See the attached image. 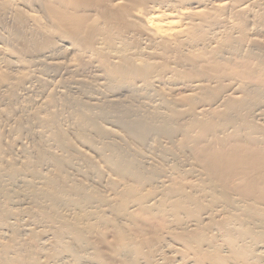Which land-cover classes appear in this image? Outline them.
<instances>
[{"label": "bare ground", "instance_id": "bare-ground-1", "mask_svg": "<svg viewBox=\"0 0 264 264\" xmlns=\"http://www.w3.org/2000/svg\"><path fill=\"white\" fill-rule=\"evenodd\" d=\"M116 263L264 264V0H0V264Z\"/></svg>", "mask_w": 264, "mask_h": 264}, {"label": "rangeland", "instance_id": "rangeland-1", "mask_svg": "<svg viewBox=\"0 0 264 264\" xmlns=\"http://www.w3.org/2000/svg\"><path fill=\"white\" fill-rule=\"evenodd\" d=\"M158 11L156 10L151 16H153L152 18H155V16L159 13V15H160V9H159V12L157 13ZM157 13V14H156ZM167 13V12H166ZM168 13H169V11H168ZM169 15V14H168ZM166 16V15H164V17L163 18H165V20L164 21H166V20H169V16ZM156 17H158V16H156ZM160 18H162V16H159ZM168 17V18H167ZM167 76H171V73H170V75H169V73H167ZM50 78V77H49ZM52 78V77H51ZM55 78H57V76L55 77ZM52 79H54V78H52ZM16 107H18V106H16ZM20 107V106H19ZM65 115H67V113H64ZM65 119H67L66 121H64V120H62L64 123V127H66V126H68V124H71L72 125V122H71V120L70 119H68V118H65ZM71 122V123H70ZM66 124V125H65ZM71 125H69V126H71ZM14 136H18V135H14ZM75 138V137H74ZM25 140V139H24ZM23 140V141H24ZM26 141V140H25ZM151 153V154H150ZM90 154L91 155H94L95 156V153L94 152H92V151H90ZM147 154H150V155H152L153 157H154V159H156L155 161H154V163L155 164H157L158 166H159V153H157V154H152V152H149V153H147ZM158 155V156H157ZM167 157H166V160L164 159V161L165 162H170V161H167ZM99 161V160H98ZM98 164H99V167H100V169H101V171H102V169L104 170V172L102 171L101 173H102V176H103V179L105 178V180H107V177L109 176H112L113 175V172H111L110 170H108V168H106V166L104 167V165L105 164H103L102 162H98ZM103 164V166H101ZM102 167V168H101ZM105 168V169H104ZM154 170V169H153ZM152 170V171H153ZM70 171H73L74 172V170H72V169H70ZM150 171V172H149ZM151 170H148V172H147V170L145 169V171H143L142 172V175H144V177H145V179H146V177H151V178H153V177H155V176H157V175H159V173H156V172H159V171H156V170H154L153 172H152ZM156 171V172H155ZM152 172V173H151ZM107 173V174H106ZM112 173V174H111ZM144 173V174H143ZM149 173L150 174H153V175H149ZM104 174V175H103ZM111 174V175H110ZM146 174L148 175V176H146ZM155 174H157V175H155ZM166 174V172L164 173V175ZM108 175V176H107ZM155 175V176H154ZM114 176V175H113ZM108 177V178H109ZM157 178V177H156ZM155 178V179H156ZM162 178V179H161ZM163 175L162 176H159V181H161V180H163ZM147 179H150V178H147ZM151 180V179H150ZM150 180H143L144 181V185L143 184H141L138 188H141L140 190H139V192L141 191L142 192V195H144V194H146V195H151L153 192H150V191H152V190H150L151 188H149V186L147 185V184H149V185H151L152 183V180H151V182H150ZM146 181H148V182H146ZM146 183V184H145ZM151 183V184H150ZM155 183V182H154ZM148 188V189H147ZM150 192V193H149ZM140 195V194H139ZM138 196V195H137ZM150 221V223H148ZM148 222H145L144 221V224L145 225H142V228H143V226H145L144 228H146V229H144L143 228V231H144V234L142 233V232H137L136 233V229L134 228V226H132L131 225V227L129 228V230H127L126 231V233L128 232L129 234H131V232H132V234H131V237H135V235H133V234H141V236L143 235V236H145V238L146 239H149L150 238V234L152 233V231L153 230H155V228H152V227H155V225L156 224H154V221L156 222V220H152V223H151V220H149ZM152 226H151V225ZM149 227V228H148ZM108 229V230H107ZM107 229H103V233H101L102 231H100V234H98V235H96V234H94L93 235V237H92V239L94 240L93 242H94V246H95V248H99V252L100 253H102L106 258H109L110 259V254L113 252V250L111 249V248H115V243H116V238H115V236L113 235V233H112V231L109 229V228H107ZM148 229V230H147ZM105 230V231H104ZM149 230H150V234H148L149 233ZM105 232H107V233H105ZM127 233V234H128ZM103 234V235H102ZM148 235V236H147ZM92 236V235H91ZM99 236H101V237H99ZM137 238H139V237H137ZM103 239H105V240H103ZM135 240H136V238H135ZM98 241V242H97ZM107 243V244H106ZM172 244H175V243H173L172 242ZM108 245V246H107ZM112 246V247H111ZM107 247L109 248V249H107ZM110 251H112V252H110ZM117 264V263H116Z\"/></svg>", "mask_w": 264, "mask_h": 264}]
</instances>
